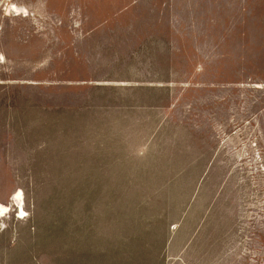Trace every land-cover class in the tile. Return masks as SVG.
<instances>
[{
    "label": "rangeland",
    "instance_id": "374dc122",
    "mask_svg": "<svg viewBox=\"0 0 264 264\" xmlns=\"http://www.w3.org/2000/svg\"><path fill=\"white\" fill-rule=\"evenodd\" d=\"M45 1L39 31L2 19ZM185 1L0 0V264H54L70 215L94 217L95 264H264V0H225L250 7L233 17L253 29L221 50L204 30L196 53L181 26L207 16ZM166 12L169 43L153 28ZM33 31L39 48L7 40ZM219 51L235 76L213 77ZM115 237L126 246H101Z\"/></svg>",
    "mask_w": 264,
    "mask_h": 264
},
{
    "label": "crops",
    "instance_id": "0c3cea01",
    "mask_svg": "<svg viewBox=\"0 0 264 264\" xmlns=\"http://www.w3.org/2000/svg\"><path fill=\"white\" fill-rule=\"evenodd\" d=\"M183 2V1H182ZM201 0H187L185 1V3L183 4V8H195V10L197 12H204L206 14V19L207 22H194L195 24H193L194 27L188 26L187 28H184V25L181 26L182 29V34L181 37L184 39L185 44H187V46L189 47L187 49L188 52H193L196 53V51H198V46L200 44L199 40L201 38H203L201 36V33L204 32L205 30V35L210 36L212 34V36H214L213 39V47L215 46V48H217L218 50H221V45L223 43H225L226 39H231L232 37L237 38L238 34L240 33L241 29H244V31L241 34H247L248 29L250 28V30H252V27L248 26V22L247 20L243 19L244 15L241 13H249L251 12V9L249 7V9L245 8L242 6L243 2L242 1H236L234 2H226L225 0H206V2H204V0L202 1L201 5L204 8L198 7V5L200 4ZM14 3L18 8L22 9V10H26L28 11V13L26 15L24 14H15V13H11V15H7V13L5 12V14L3 15L2 19L4 18L5 20L12 18V19H18V20H26L28 22H30V24H32L35 30H38V26H37V19L36 16L37 15L39 17L40 14H44L46 10L43 9L46 8V1L45 2H39V7L41 8L40 10H35L31 9L29 7L26 6H21L19 5L17 2H10ZM165 4H167L166 8L168 9L169 3L166 1L164 2H160L157 3V8L158 6H164ZM241 8V13H239V18L237 17H233L235 16V13H238L237 10ZM245 8V9H244ZM192 9V10H193ZM5 10V9H4ZM191 10V11H192ZM248 11V12H247ZM189 11H187V14L189 15ZM252 13V12H251ZM160 20H155L153 23V28H155V30L157 31V36L164 37L167 42L169 43V39L173 38V35H175V30L179 29V28H175L174 26V22H170V17L169 14L166 12V17L164 18V16H162V14L160 15ZM248 16V15H247ZM247 18V17H246ZM182 24V23H181ZM74 27H76L74 25ZM196 29L197 31H195L194 29ZM165 31V32H160V31ZM37 32L33 31L32 33H30V35L28 34V37H22L20 38V36H15V38L13 37H8L7 40H12V42L14 43V40L16 39H22L23 38V44L22 47L25 46L26 44L31 45V46H36L37 48H39V44H35L33 41H38L40 42V40L43 42V38L40 36L34 37L33 35H35ZM197 35H196V34ZM199 34V35H198ZM207 38V37H205ZM216 38L220 39L217 40ZM29 39L28 43L26 42V40ZM205 40V39H204ZM11 43V44H13ZM162 43V41H160V44ZM7 44V43H6ZM228 45V43H226ZM167 45V44H166ZM201 45V44H200ZM14 46L18 49L17 46H21L18 43H14ZM42 46V45H41ZM44 46V45H43ZM190 47L192 48V50L190 49ZM167 49V47H166ZM186 50V49H185ZM15 51V50H14ZM219 53L218 55L213 56V58L208 59L207 62H209L210 64V70H212L214 72L213 77L214 78H218L221 79V75H222V71L223 69L228 72L227 75L232 77L235 76V74H237V61L236 58L233 57H224L222 58L221 56V51L217 52ZM0 55L2 56V59H6L9 58L8 55L6 54L5 51L0 49ZM3 59V60H4ZM251 61L253 60V58L250 59ZM249 60V61H250ZM248 59L246 60V62H249ZM253 63V61H252ZM248 68H250L251 70L254 71L253 66L251 65H246ZM234 72V73H233ZM226 75V76H227ZM97 216V215H96ZM102 216V215H101ZM113 216V215H112ZM118 217V219L113 220V222L115 221H119L121 222V217L123 219V217L125 215L119 214L116 215ZM131 216V215H129ZM140 215H135L134 218H139ZM143 216V215H142ZM154 215H149L147 217L149 218H153ZM98 217V216H97ZM115 217V216H113ZM71 218V219H69ZM93 216L87 215L86 219L84 220H79V221H75L73 219V216L70 215L68 218H64L65 219V225L60 224L59 227L57 225V227H54V231H55V237H53L52 242L53 246H54V264H95L93 259H92V253L94 250L95 245H99V244H95V238L93 237L94 235V230H95V224H94V220H93ZM110 218V217H108ZM69 219V220H67ZM102 223L103 227L101 228L102 231L104 232H108L110 235H113L115 232H119V230H121L122 228L118 227L113 229V227L111 225L108 224V220L107 216H102ZM67 222H69L67 224ZM98 222V220H97ZM98 226H96L97 228ZM136 229L138 231H141L143 229L141 228H133ZM123 230V229H122ZM148 230H150L148 228ZM162 231H164V229L161 228ZM1 233L2 230H0ZM112 232V233H111ZM106 235V234H105ZM115 235V234H114ZM116 239V240H115ZM113 239L114 241H110L109 239H102V243L101 246L105 245V246H110L112 243L114 246H118V247H123L126 246L125 241L123 240H119V237ZM137 242V240H135ZM162 246L164 247L167 246V240L165 239V236H162L161 238ZM28 247H39L40 246V240L38 238H32L29 240V242L26 244ZM64 254H63V251ZM107 252H110L109 250H107ZM78 253H80L81 255H79ZM63 254V255H62ZM91 255V257H90ZM114 264H119L118 260L116 259L114 262ZM101 264H103V262H101Z\"/></svg>",
    "mask_w": 264,
    "mask_h": 264
},
{
    "label": "bare ground",
    "instance_id": "6f19581e",
    "mask_svg": "<svg viewBox=\"0 0 264 264\" xmlns=\"http://www.w3.org/2000/svg\"><path fill=\"white\" fill-rule=\"evenodd\" d=\"M11 6H13L12 10H15V12H17L19 14H22V11L27 13L26 10L19 9L18 7L14 6V5H11ZM1 59H2V56L0 55V60ZM12 204L18 209V211L21 212L20 214L22 216H19L20 219H23L24 217L27 216L26 212L24 210V197H23V194L21 191L18 194L14 195V197L12 198ZM10 210L11 209L9 208V206L0 203V216L7 215L8 213H10Z\"/></svg>",
    "mask_w": 264,
    "mask_h": 264
}]
</instances>
